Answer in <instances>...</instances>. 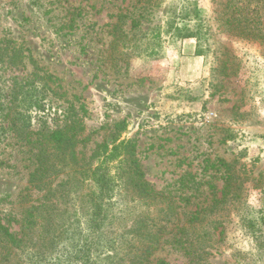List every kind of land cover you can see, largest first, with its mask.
<instances>
[{
  "label": "rangeland",
  "instance_id": "1",
  "mask_svg": "<svg viewBox=\"0 0 264 264\" xmlns=\"http://www.w3.org/2000/svg\"><path fill=\"white\" fill-rule=\"evenodd\" d=\"M74 120L78 164L65 160L52 187L68 184L50 198L66 232L13 264H70L89 192L74 184L79 172L97 165V146L127 141L144 180L182 220L219 198L231 176L238 198L211 216L220 225L209 227L203 264H264V0H0L2 217L20 220L46 201L28 184L36 151L26 137ZM116 182L95 264H129L145 245L136 224L153 232L164 222L163 201L149 205ZM149 260L188 263L168 235Z\"/></svg>",
  "mask_w": 264,
  "mask_h": 264
},
{
  "label": "trees",
  "instance_id": "2",
  "mask_svg": "<svg viewBox=\"0 0 264 264\" xmlns=\"http://www.w3.org/2000/svg\"><path fill=\"white\" fill-rule=\"evenodd\" d=\"M78 128V122L74 120L63 130L50 131L47 134L39 133L34 139L26 137L27 143L36 151L33 160L34 169L29 174L28 184L30 188H34L38 192H44L46 201L26 209L20 220L12 215L4 218L0 213V264H13L14 256L32 249L30 247L45 245L49 234L51 235L49 242L52 245L62 240V234L66 230L63 224L54 221V211L57 206L51 202L50 198L54 196L55 191H64L68 184L69 176L66 181H60L56 187H52L54 179L64 166L65 160L68 159L76 165L78 164L75 151L78 141ZM107 149L108 146H97L91 156L92 161L98 162L97 165H87L79 172L81 179L74 183L75 185L78 183L87 184L89 192L83 195V200L86 199V201L83 204L85 214L80 231L82 238L66 258L70 264H95L92 258V252L96 245L95 237L104 223L105 203L112 187L117 184L116 180L126 182L131 192L142 198L147 204L151 205L163 201L166 206L162 211L164 222L155 231L152 232V227L143 222L136 224L132 230L138 233L140 242H144L145 245L139 253L131 258L129 264H151L149 258L152 252L157 249L159 239L164 235H168L172 247L181 251L188 259L187 264H203L209 255L207 248L210 247L212 236L209 227L216 223L220 225L217 218L211 220V216L222 207L221 205L238 198L235 191L229 190V180L232 177L228 175L225 178V184L220 190L219 198L214 195L210 206H197L182 220L176 214L174 202L171 203L166 194L153 190L144 180V173L135 158L134 147L130 141L126 143L115 142L109 150ZM111 170H115L114 175H111ZM64 196L67 197V193L63 194ZM189 197L186 196V199ZM12 222L19 224L18 231L10 229ZM155 264L167 263L158 260Z\"/></svg>",
  "mask_w": 264,
  "mask_h": 264
},
{
  "label": "crops",
  "instance_id": "3",
  "mask_svg": "<svg viewBox=\"0 0 264 264\" xmlns=\"http://www.w3.org/2000/svg\"><path fill=\"white\" fill-rule=\"evenodd\" d=\"M190 48V46H188Z\"/></svg>",
  "mask_w": 264,
  "mask_h": 264
}]
</instances>
